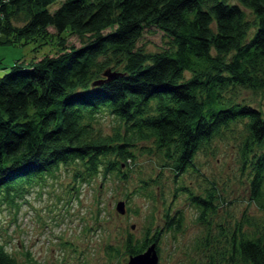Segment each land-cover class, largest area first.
<instances>
[{"label": "trees", "instance_id": "16d2710c", "mask_svg": "<svg viewBox=\"0 0 264 264\" xmlns=\"http://www.w3.org/2000/svg\"><path fill=\"white\" fill-rule=\"evenodd\" d=\"M54 1L0 2L1 44L31 42L33 54L53 37L54 48L1 65L0 204L12 205L59 164L75 165L77 182L122 175L120 165L133 163L139 142L184 170L239 121L248 199L264 210V113L224 95L235 86L264 88V0H60L49 11ZM149 26L167 37L166 48L137 45ZM71 34L78 45L64 44ZM104 71L117 75L105 79ZM104 114L113 121L108 132L97 126ZM191 200L204 221L210 202ZM163 217L164 228L177 229L179 217ZM250 222L246 217L244 232L236 224L228 258L216 264H264V225L251 231ZM155 237L127 234L122 250L136 254ZM0 264H19L1 240Z\"/></svg>", "mask_w": 264, "mask_h": 264}, {"label": "rangeland", "instance_id": "374dc122", "mask_svg": "<svg viewBox=\"0 0 264 264\" xmlns=\"http://www.w3.org/2000/svg\"><path fill=\"white\" fill-rule=\"evenodd\" d=\"M59 1L48 5V10ZM244 12L250 21L251 14ZM52 40L50 37L33 54L31 42L0 43V62L9 65L14 59L52 54ZM167 42V37L149 26L141 31L137 45L154 52L166 48ZM64 44L76 46L78 40L73 34L66 35ZM234 88L224 95L264 113V88ZM97 123L108 132L113 121L104 114ZM243 130L239 121L230 123L228 130L216 135L204 151L198 150L192 165L181 171H174L146 141L134 146L132 164L127 168L120 165L122 175L114 172L101 178L97 173L88 181L77 182V175L72 177L75 165L66 169L59 164L26 187L12 205L0 204V240L19 264H125V237L129 234L139 241L145 232L146 236L156 234V264L223 261L228 258L232 233L237 237V223L243 232L246 217L251 218L248 226L252 229L248 230L264 225V210L248 199L251 171L239 152ZM193 196L210 202L204 221L197 218L199 208L191 200ZM119 199L126 209L122 214L114 210ZM165 212L172 220L180 218L177 229L164 228Z\"/></svg>", "mask_w": 264, "mask_h": 264}, {"label": "water", "instance_id": "95a60500", "mask_svg": "<svg viewBox=\"0 0 264 264\" xmlns=\"http://www.w3.org/2000/svg\"><path fill=\"white\" fill-rule=\"evenodd\" d=\"M105 75V79L111 78L117 75L116 72H102ZM114 210L122 214L124 212V202L123 200H116L114 203ZM132 224L129 225L132 228ZM157 262V252L155 249V243L152 241L147 244L144 249L136 254L128 255L125 264H156Z\"/></svg>", "mask_w": 264, "mask_h": 264}, {"label": "crops", "instance_id": "0c3cea01", "mask_svg": "<svg viewBox=\"0 0 264 264\" xmlns=\"http://www.w3.org/2000/svg\"><path fill=\"white\" fill-rule=\"evenodd\" d=\"M1 65H4V64H2L1 62H0V75L3 73V71H4V69L2 68V66Z\"/></svg>", "mask_w": 264, "mask_h": 264}, {"label": "built area", "instance_id": "2783aa9c", "mask_svg": "<svg viewBox=\"0 0 264 264\" xmlns=\"http://www.w3.org/2000/svg\"><path fill=\"white\" fill-rule=\"evenodd\" d=\"M4 1H6V0H0V2H4Z\"/></svg>", "mask_w": 264, "mask_h": 264}]
</instances>
